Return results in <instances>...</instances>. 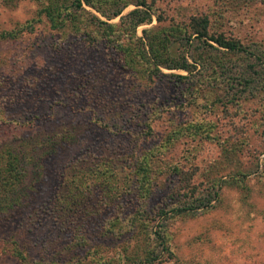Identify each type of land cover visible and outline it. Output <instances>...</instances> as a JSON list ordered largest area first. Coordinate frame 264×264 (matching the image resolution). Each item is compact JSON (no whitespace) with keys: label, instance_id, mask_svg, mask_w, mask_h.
Wrapping results in <instances>:
<instances>
[{"label":"rangeland","instance_id":"1","mask_svg":"<svg viewBox=\"0 0 264 264\" xmlns=\"http://www.w3.org/2000/svg\"><path fill=\"white\" fill-rule=\"evenodd\" d=\"M148 2L156 11L151 26L158 15L162 27L206 16L213 31L257 52L260 60L249 64L258 89L242 93L239 72L221 51L215 55L225 70L208 60L196 76L163 69L148 83L106 42L90 47L70 28L52 30L35 0H0V32L29 26L0 41V80L10 84L8 99L18 97L13 106L0 104L12 122L0 127V142L62 127L73 138L39 162L42 180L19 207L0 215V264H24L12 256L17 248L25 264H136L149 238L154 249L160 211L206 198L209 208L164 223L174 255L155 264H264V0ZM113 154L123 156L121 170L101 165ZM78 160L97 176L75 178L71 165ZM140 165H147L145 177L133 171ZM65 184L73 201L63 205L57 195ZM144 210L148 239L134 232Z\"/></svg>","mask_w":264,"mask_h":264},{"label":"trees","instance_id":"2","mask_svg":"<svg viewBox=\"0 0 264 264\" xmlns=\"http://www.w3.org/2000/svg\"><path fill=\"white\" fill-rule=\"evenodd\" d=\"M4 1L7 5L14 3V0ZM35 1L39 7V18L44 17L47 19L52 30L70 28L74 35H77L80 40H83L90 47L101 41L106 42L121 56L124 65L128 69L138 73L148 83L163 75V69L184 71L190 76H196L200 71L197 67L208 60H212L213 64L215 63L213 67L225 70L227 66L223 63L224 59L221 57L222 59L219 60V55H215L220 51L228 60L231 69H236L239 72L236 74L235 81L239 82L238 85L246 88L242 93L252 92L258 82V79L255 78L258 73L253 70L254 66L249 64L252 57H255L254 59L257 61L260 60L257 52H250L241 42L228 38L219 31H213L211 22L206 16L193 17L186 26L174 24L169 27H162L160 15L156 16L158 24L151 26L156 11L153 9L154 4H150L148 0ZM130 5H134L135 8L127 14H123ZM87 8L99 13L100 17ZM117 18H119V21L113 23L112 21ZM144 26H151V28L144 29L142 36H139L138 29ZM28 27L17 29L18 31L14 29L0 32V41L16 38L20 33L25 32ZM30 27L33 29L34 25ZM210 42L214 43L215 46ZM201 45L207 46L201 48ZM192 48H195V50L190 54ZM208 49H212L214 54ZM240 68L241 72L239 71ZM177 78L182 81L188 79L187 76H178ZM0 82V87L2 85L0 104L13 106V102L16 103L18 97L8 99L5 91L10 84H5L6 82L2 80ZM148 83L143 84L148 85ZM1 114L0 106V127L3 124L12 123L11 121L5 122ZM202 129L204 130L203 126L199 127V130ZM28 138L0 142V215L11 213L19 207L23 194L41 182L43 169L42 163L39 164V162L55 155L57 153L56 148L73 139L72 131L63 127L54 132H40L37 137L31 135ZM91 161L95 162V158ZM104 161L108 164L114 163V165L121 167L117 170H121L124 159L122 155L113 154L107 160L102 159L101 165L104 164ZM82 162L84 163L85 160H78L71 165L75 178L78 179L81 173L88 172L92 177H96L98 173L95 169L90 168L91 171L81 169L82 164L80 165V163ZM96 164L98 166V163ZM97 170L99 169L97 168ZM133 171L137 176L143 175L145 177L148 168L147 165H140V168L133 169ZM77 174L79 175L77 176ZM186 190L190 191L189 188H186ZM67 191L69 192V189L65 184L57 195V200H59L57 203L64 205L65 201L66 203L69 200L73 201V197H70ZM194 194L192 193V195ZM206 200L207 203H211L207 198ZM207 203L201 200L197 206L191 203L185 208H173L170 212L160 211V222L157 224L159 229H156L158 233H151V235L156 236L154 249L152 251L151 238H149V241L142 247L143 251L139 252L140 257L135 260L138 261L136 264H155L163 254L168 255V258L171 259L174 254L169 245L170 238L165 234L167 230L164 228V223L171 217L180 216L184 212L196 213L200 209H207L210 207ZM74 208L80 209V205L76 203ZM45 213L47 214V212ZM145 214L147 215L145 210L141 211L140 217L136 218L133 224L136 226L134 232H139V238L148 239L147 234L143 233L149 232L147 218H144ZM61 217L64 218L65 214L61 213ZM137 227H140L141 230L138 231ZM77 229L79 230L80 227ZM149 247L150 250L147 249ZM158 248L161 249L159 253L157 252ZM11 253L14 258H18L24 264L26 263L27 257L18 248L12 250Z\"/></svg>","mask_w":264,"mask_h":264}]
</instances>
